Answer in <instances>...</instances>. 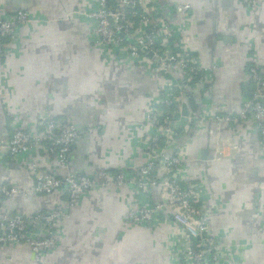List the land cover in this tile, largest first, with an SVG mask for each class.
Masks as SVG:
<instances>
[{"label":"crops","instance_id":"0c3cea01","mask_svg":"<svg viewBox=\"0 0 264 264\" xmlns=\"http://www.w3.org/2000/svg\"><path fill=\"white\" fill-rule=\"evenodd\" d=\"M175 29L178 47L194 56L205 88L181 107L175 123L183 169L203 196L210 231L222 242L223 264H264V139L239 116L251 89L248 69L264 74V0H151ZM179 4H190L188 13ZM97 0H0V19L26 11L30 22L5 41L0 55V144L18 130L40 135L49 117L76 125L67 163L45 146L12 155L0 149V186L32 190L37 177L135 173L148 158L155 129L149 114L167 77L130 54L127 45L98 44L88 16ZM161 200L135 186L95 187L58 224L57 246L41 262L26 244L0 246V264H185L182 230L173 218L129 223L132 209ZM65 187L51 194L4 198L1 215L32 216L66 206Z\"/></svg>","mask_w":264,"mask_h":264},{"label":"built area","instance_id":"2783aa9c","mask_svg":"<svg viewBox=\"0 0 264 264\" xmlns=\"http://www.w3.org/2000/svg\"><path fill=\"white\" fill-rule=\"evenodd\" d=\"M97 1L96 10L88 16L96 23L99 42L127 45L133 57L152 65L167 77L166 85L159 92L158 103L149 114L155 134L148 149V158L133 175L121 171L97 180L83 174L65 177L41 174L30 191L0 186V206L4 198L14 195L51 194L62 187L68 193L66 206L59 204L50 213L26 217L5 216L0 211V246L26 243L36 261L41 262L46 253L57 246L55 231L59 221L68 218V210L76 206L87 191L95 187L133 185L146 194L159 190L161 200L151 206L130 210L125 216L128 222L150 225L156 220L173 218L182 230L178 254L185 264H223L220 257L223 244L210 231L203 196L183 169L179 133L175 128L182 105L190 96L194 97L197 90L205 88L204 76L193 82L195 76L202 72L199 62L184 49L177 48L178 36L174 27L155 10L151 0ZM244 3L254 10L257 0H244ZM190 9L189 4L178 5L180 13L186 14ZM28 22L30 16L26 11L17 12L11 19H0V55L6 39L15 35L19 25ZM248 75L251 89L239 116L210 115L205 109L201 118L233 124L251 119L257 123L264 139V74L252 66ZM161 105L174 108L164 110ZM78 136L75 124L59 123L50 117L42 134L17 131L9 142L0 144V149L17 155L45 146L51 156L67 163Z\"/></svg>","mask_w":264,"mask_h":264},{"label":"trees","instance_id":"16d2710c","mask_svg":"<svg viewBox=\"0 0 264 264\" xmlns=\"http://www.w3.org/2000/svg\"><path fill=\"white\" fill-rule=\"evenodd\" d=\"M190 5V4H189ZM20 26V25H19ZM18 26V27H19ZM95 30H96V25H95ZM96 32V31H95ZM97 34V33H96ZM14 37V36H13ZM97 37H98V35H97ZM9 39V38H8ZM7 40V39H6ZM97 40H98V44H104V45H114V44H105V43H100L99 42V37L97 38ZM116 46H119V45H116ZM120 46H122V45H120ZM177 48H179L178 47V45H177ZM201 76H204L203 75V72H200L198 75H196L195 76V80L193 81V82H196V81H198L199 80V78H201ZM194 97H192V96H190L189 98H188V100H192ZM162 106V109H164V110H173V108H174V106H171V107H166V106H163V105H161ZM50 118V117H49ZM53 118V117H52ZM57 120V119H56ZM62 123V122H61ZM64 123H70V122H64ZM19 131V130H18ZM21 131H24V130H21ZM28 132V131H27ZM30 133V132H29ZM34 135V134H33ZM116 173L117 172H121V171H115ZM123 172V171H122ZM125 174H127V175H133V174H128V173H126V172H124ZM83 175H85V174H83ZM86 176H88V175H86ZM101 180V179H100ZM113 187V186H112ZM103 188H107V187H103ZM93 189V188H92ZM91 190V189H90ZM81 201V200H80ZM55 209V208H54ZM53 209V210H54ZM53 210H51V211H45L44 213H50V212H52ZM71 210V209H70ZM71 212V211H70ZM69 212V213H70ZM39 213H42V212H39ZM37 214V213H36ZM35 215V214H34ZM24 216V215H23ZM33 216V215H32ZM32 216H29V217H32ZM70 216V215H69ZM26 217H28V216H26ZM59 223H60V221H59ZM58 223V224H59ZM130 223V222H129ZM57 228H58V225H57V227H56V230H57ZM55 235H56V231H55ZM183 261V260H182ZM184 262V261H183ZM185 263V262H184Z\"/></svg>","mask_w":264,"mask_h":264},{"label":"rangeland","instance_id":"374dc122","mask_svg":"<svg viewBox=\"0 0 264 264\" xmlns=\"http://www.w3.org/2000/svg\"><path fill=\"white\" fill-rule=\"evenodd\" d=\"M42 213H44V212H42Z\"/></svg>","mask_w":264,"mask_h":264},{"label":"water","instance_id":"95a60500","mask_svg":"<svg viewBox=\"0 0 264 264\" xmlns=\"http://www.w3.org/2000/svg\"><path fill=\"white\" fill-rule=\"evenodd\" d=\"M151 56H152V54H151Z\"/></svg>","mask_w":264,"mask_h":264}]
</instances>
